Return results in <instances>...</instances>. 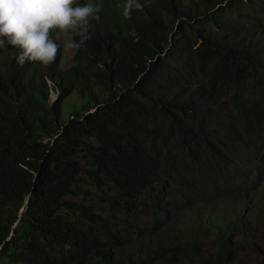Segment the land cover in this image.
<instances>
[{
  "label": "trees",
  "instance_id": "trees-1",
  "mask_svg": "<svg viewBox=\"0 0 264 264\" xmlns=\"http://www.w3.org/2000/svg\"><path fill=\"white\" fill-rule=\"evenodd\" d=\"M125 2L97 0L69 69L57 28L50 66H21L18 49L0 48V264L259 254L264 0H137L131 19ZM74 94L80 111L61 123Z\"/></svg>",
  "mask_w": 264,
  "mask_h": 264
},
{
  "label": "clouds",
  "instance_id": "clouds-1",
  "mask_svg": "<svg viewBox=\"0 0 264 264\" xmlns=\"http://www.w3.org/2000/svg\"><path fill=\"white\" fill-rule=\"evenodd\" d=\"M101 7L92 0H0V48L8 45L18 49L15 59L21 66L28 62L50 66L59 49L50 31L79 29L80 41L67 45L78 49L90 38L87 28L81 26L87 25L90 17L98 20ZM141 7L137 0H126L124 17L131 19L133 9Z\"/></svg>",
  "mask_w": 264,
  "mask_h": 264
},
{
  "label": "rangeland",
  "instance_id": "rangeland-1",
  "mask_svg": "<svg viewBox=\"0 0 264 264\" xmlns=\"http://www.w3.org/2000/svg\"><path fill=\"white\" fill-rule=\"evenodd\" d=\"M88 0H81V3H86ZM94 4H97V0H92ZM85 27L86 25H82ZM68 29L66 31H61L58 29V38L63 45V53H62V60L60 63V68L62 70L69 69L74 64V57L76 54V48H69L67 45L73 42V34ZM51 99L52 102L55 103L59 100V97L54 93L51 92ZM82 105V99L78 94L71 95L68 97L60 106L61 108V115L60 121L66 122L72 118V115L75 112L80 111V107ZM49 139H45L44 144H48ZM85 178V177H84ZM83 188L86 189L92 196V199H96L98 197L97 192L94 190L92 185L89 182H85L83 184ZM252 240H254L259 248V254H253L251 251L242 255V261L245 264H264V224L261 225L258 230L253 234ZM217 249H213L210 245H206V253L210 255H214Z\"/></svg>",
  "mask_w": 264,
  "mask_h": 264
},
{
  "label": "water",
  "instance_id": "water-1",
  "mask_svg": "<svg viewBox=\"0 0 264 264\" xmlns=\"http://www.w3.org/2000/svg\"><path fill=\"white\" fill-rule=\"evenodd\" d=\"M28 200H29V199L27 198L26 201H25V204H24V206H23V208H22V210H21V213H20V215H19V219H18V221H17V223L15 224L14 227H17V226L19 225L20 220H21V217H22V213H23L24 209L27 207Z\"/></svg>",
  "mask_w": 264,
  "mask_h": 264
}]
</instances>
